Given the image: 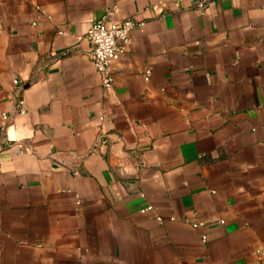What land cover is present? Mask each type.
<instances>
[{
    "label": "crops",
    "instance_id": "0c3cea01",
    "mask_svg": "<svg viewBox=\"0 0 264 264\" xmlns=\"http://www.w3.org/2000/svg\"><path fill=\"white\" fill-rule=\"evenodd\" d=\"M0 264H264V0H0Z\"/></svg>",
    "mask_w": 264,
    "mask_h": 264
},
{
    "label": "built area",
    "instance_id": "2783aa9c",
    "mask_svg": "<svg viewBox=\"0 0 264 264\" xmlns=\"http://www.w3.org/2000/svg\"><path fill=\"white\" fill-rule=\"evenodd\" d=\"M203 5V2L198 4L199 7ZM114 9L116 8L105 9L103 14L91 24L85 35L91 44L89 57L100 76L101 85L106 89L113 84L110 63L124 53L126 45L130 42L129 31L136 24L131 18L114 19L112 16ZM149 75L150 69L147 68L144 70V79L147 80ZM16 82L17 80H15ZM18 106L19 112L23 113L22 101H19ZM22 146V144L18 145L20 149ZM150 209L151 205H148L142 211ZM156 220L161 222L162 218L156 216ZM200 224L201 222H197L192 226L196 227Z\"/></svg>",
    "mask_w": 264,
    "mask_h": 264
}]
</instances>
